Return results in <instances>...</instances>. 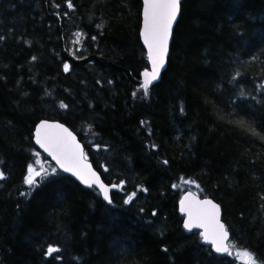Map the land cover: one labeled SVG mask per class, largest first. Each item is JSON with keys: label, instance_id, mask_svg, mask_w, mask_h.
I'll use <instances>...</instances> for the list:
<instances>
[{"label": "trees", "instance_id": "trees-1", "mask_svg": "<svg viewBox=\"0 0 264 264\" xmlns=\"http://www.w3.org/2000/svg\"><path fill=\"white\" fill-rule=\"evenodd\" d=\"M141 1L0 0V264H264V0H182L147 91ZM42 120L119 186L110 205L37 150ZM186 190L220 206L229 255L182 227Z\"/></svg>", "mask_w": 264, "mask_h": 264}, {"label": "water", "instance_id": "water-1", "mask_svg": "<svg viewBox=\"0 0 264 264\" xmlns=\"http://www.w3.org/2000/svg\"><path fill=\"white\" fill-rule=\"evenodd\" d=\"M181 2L182 0L179 2L177 17L173 21L168 32L166 50L163 52V66L160 68L158 77L148 84L147 89L143 87L145 91L157 84L161 80L162 74L167 69L173 32L180 17ZM141 3V24L139 35L148 63V68L140 73V82L143 86L146 79L144 73L146 71L151 73L152 71L151 56L153 54L150 51L149 44L145 43V39L147 37L149 42L152 41L153 13L158 12L159 10L163 12L166 11L163 7L154 8L153 5L155 3L164 5L167 3V0H142ZM33 143L38 151L42 152L49 158L58 171L69 176L84 189H96L99 192L101 199L106 204H111V193L118 190V185H109L102 180L99 172L93 167L92 163L85 158L83 145L79 141L77 135L68 126L58 121L42 120L34 127ZM54 144L61 145L65 149V164L66 166H71L73 169L72 171H66L65 168L60 167V164L53 159L50 151H46V147H50ZM81 176H83V179H81ZM85 180H87L88 183H85ZM100 184H103L108 188V199H105L104 193L99 187ZM177 210L178 214L182 217V227L185 231L198 232L201 238V243L206 247H210L211 251L215 254L220 256L228 254L230 250L228 246L230 234L226 230L222 221L221 208L214 200L207 197L201 198L191 191H186L180 196L177 202ZM186 222H190L193 225L191 230L184 227ZM205 236L207 239H205ZM213 241L215 243H213ZM217 247L227 249V251L217 252Z\"/></svg>", "mask_w": 264, "mask_h": 264}, {"label": "snow or ice", "instance_id": "snow-or-ice-1", "mask_svg": "<svg viewBox=\"0 0 264 264\" xmlns=\"http://www.w3.org/2000/svg\"><path fill=\"white\" fill-rule=\"evenodd\" d=\"M179 2L180 0H167V3H165L164 5H153L154 8L163 7L164 9H166V11L163 13L162 16L158 12L153 13L152 41L149 42L147 37L145 39V43L149 44L150 51L153 53L151 56L152 71L151 73L147 71L144 73L146 79L144 81L143 87L145 89H147L148 84L151 83L152 80H155L158 77L160 68L163 66L164 63L163 52L166 50L169 29L171 28L173 21L177 17ZM69 7H71L70 3H69ZM68 67H69L68 64L64 65L65 71L68 70ZM61 107H66V106L61 105ZM46 151H50V154L53 156V159H55L57 163L60 164V167L65 168L66 171L73 170L71 166H66L65 164L66 152L61 145L58 144L51 145L50 147H46ZM37 163H39V161H37ZM54 171L55 169H53V172ZM40 174H41L40 172L35 171V169H33L31 165H29L28 175L25 179V183L30 186L33 185L35 183L34 175L39 176ZM0 176H2V174H0ZM81 179H83V176H81ZM85 183H88V181L85 180ZM99 187L103 191L105 199H108V188H106L103 184H100ZM129 199H131V197H129ZM184 227L186 229L191 230L193 225L190 222H186ZM205 239H207L206 236ZM213 243L215 242L213 241ZM56 251H58V249L49 247L47 249V254L51 255L53 252ZM216 251L217 252L227 251V249L217 247Z\"/></svg>", "mask_w": 264, "mask_h": 264}, {"label": "rangeland", "instance_id": "rangeland-1", "mask_svg": "<svg viewBox=\"0 0 264 264\" xmlns=\"http://www.w3.org/2000/svg\"><path fill=\"white\" fill-rule=\"evenodd\" d=\"M115 30V28H114ZM81 37H82V32L80 31H77L76 32V35H75V38L76 40L78 41V39L81 40ZM39 163L36 162L35 165H33V169H35V171H38L40 172L41 171V161L38 160ZM35 175H34V179H35ZM232 254L241 262H248V263H252L253 261V257L252 255H250L249 253L247 252H244V251H235V252H232Z\"/></svg>", "mask_w": 264, "mask_h": 264}, {"label": "bare ground", "instance_id": "bare-ground-1", "mask_svg": "<svg viewBox=\"0 0 264 264\" xmlns=\"http://www.w3.org/2000/svg\"><path fill=\"white\" fill-rule=\"evenodd\" d=\"M154 5H159V3H155ZM159 8H161V7H159ZM158 13H160V14H161V16H162L164 12H163V11H161V10H159V11H158ZM205 213H207V212H205ZM208 213H209V212H208ZM208 215H209V214H208Z\"/></svg>", "mask_w": 264, "mask_h": 264}]
</instances>
